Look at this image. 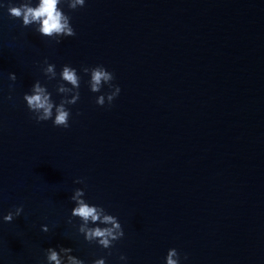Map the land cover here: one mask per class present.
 I'll return each instance as SVG.
<instances>
[{"label": "water", "instance_id": "obj_1", "mask_svg": "<svg viewBox=\"0 0 264 264\" xmlns=\"http://www.w3.org/2000/svg\"><path fill=\"white\" fill-rule=\"evenodd\" d=\"M22 2L0 0V264L59 246L85 264H166L171 248L181 264H264V0L62 3L76 36L59 44L10 17ZM45 59L82 77L67 129L23 99L39 80L60 103ZM100 64L121 88L111 106L81 70ZM77 188L119 218L113 248L79 233Z\"/></svg>", "mask_w": 264, "mask_h": 264}, {"label": "clouds", "instance_id": "obj_2", "mask_svg": "<svg viewBox=\"0 0 264 264\" xmlns=\"http://www.w3.org/2000/svg\"><path fill=\"white\" fill-rule=\"evenodd\" d=\"M62 3L66 4L70 10L75 11L84 7L86 0H38L35 5H33V0H23L19 6L9 3L7 10L11 18L22 20L23 27L35 26V31L41 36L55 40L59 44L62 42L61 38L63 37L76 36L71 17L64 12L61 7ZM4 6L0 5V7ZM41 70L49 81L57 80L59 76L55 87L57 93L62 95L60 103L56 104L52 99V93L39 80L34 83L30 93L24 94L23 99L26 101L29 111L33 114L32 118L37 123L52 120L55 127L67 129L70 127L69 120L71 118V109L68 106L75 105L80 100L82 77L79 75L78 70L71 65H64L62 70L57 73L56 65L49 63L47 59L43 61ZM81 70L84 74L90 76L87 84L91 92L100 93L104 85L108 86L109 93L99 95L96 103L102 107L106 103L111 106L121 92L120 86L113 83L116 79L115 73L109 71L102 64L94 67L82 66ZM9 79L15 82L17 80L16 74L9 73ZM9 99H11V96ZM74 182L82 184L85 181L80 178ZM84 197L85 191L81 188L75 189L74 194L70 197L75 202L71 216L82 221L79 225V233L84 235L88 243H97L104 249L113 248L115 242L121 240L125 235L119 218L109 214L102 206L88 203ZM23 211L22 205L16 207L14 211H9L3 217V220L11 223ZM69 223H71V219ZM42 231L48 232V226H42ZM72 252L73 249L70 247L59 246L58 251L57 248L50 247L46 250L47 264H85L84 260L72 255ZM111 254V251H109L108 255ZM183 259H188L187 254H184ZM120 260L126 261L127 257L121 255ZM92 264H106V258L96 259ZM166 264H181V254L176 248L168 250Z\"/></svg>", "mask_w": 264, "mask_h": 264}]
</instances>
